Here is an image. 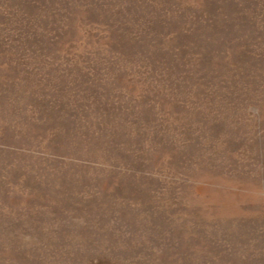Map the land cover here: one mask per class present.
Returning <instances> with one entry per match:
<instances>
[{
  "label": "rangeland",
  "instance_id": "374dc122",
  "mask_svg": "<svg viewBox=\"0 0 264 264\" xmlns=\"http://www.w3.org/2000/svg\"><path fill=\"white\" fill-rule=\"evenodd\" d=\"M0 264H264V0H0Z\"/></svg>",
  "mask_w": 264,
  "mask_h": 264
}]
</instances>
